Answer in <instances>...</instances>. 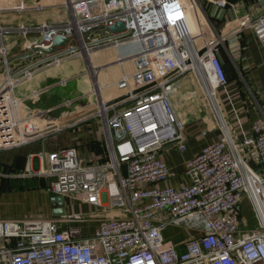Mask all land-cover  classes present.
<instances>
[{
	"label": "built area",
	"instance_id": "built-area-1",
	"mask_svg": "<svg viewBox=\"0 0 264 264\" xmlns=\"http://www.w3.org/2000/svg\"><path fill=\"white\" fill-rule=\"evenodd\" d=\"M188 1L65 0L62 5L70 10L65 22L0 30V37L40 35V40L25 45L22 59L33 52L45 58L43 49L52 45L54 36L68 37L56 49L67 53L60 60L54 58L55 65L82 55L89 62L83 48L94 52L112 47L121 73L112 84L121 94L111 103L97 96L94 109L102 107L103 114L93 113L102 125L104 159L87 163L74 147H66L48 153V168L38 173L47 178L53 195L76 193L74 198L97 211L58 219H0L1 264H264V115L252 122V135L240 137L218 104V92L227 83L219 44L226 46L234 67L241 48L229 42L244 28L251 29L264 49V11L250 20H237L231 29L238 28L226 44L222 38L213 45L204 39L199 46L202 33H194L189 21L195 4ZM205 1L216 7L227 5L226 0ZM1 2L7 3L0 11L43 9L42 4L28 0ZM117 21L124 28L113 33L108 27ZM0 66L4 67L0 73L1 152L39 136L21 138L17 132L21 101L15 97V87L24 77L11 74L3 44ZM86 73L91 76L88 68ZM188 73L197 85L192 94L203 96L220 136L185 161L186 184L178 187L172 184L176 173L161 153L168 146L183 153L187 150L185 122L175 106L187 96L175 93V83ZM24 74L30 78L32 73ZM32 171L20 175L33 176ZM244 195L254 224L243 214ZM93 219L97 226L91 234L82 226L69 224L66 230L59 226ZM169 227L186 232V238L179 244L166 239Z\"/></svg>",
	"mask_w": 264,
	"mask_h": 264
},
{
	"label": "crops",
	"instance_id": "crops-1",
	"mask_svg": "<svg viewBox=\"0 0 264 264\" xmlns=\"http://www.w3.org/2000/svg\"><path fill=\"white\" fill-rule=\"evenodd\" d=\"M18 1L20 0H11L13 3H18ZM28 1L39 4L48 2L49 4H46L42 10L32 8L21 12L0 11V29L13 28L22 24L59 23L69 19L70 10L62 5L61 0ZM226 1L227 5L224 7H216L205 0H194L195 8L189 10V19L192 16L191 20H194L197 27L196 31L193 30L194 33H202V37H198L199 46H202L204 39L210 42L220 39V36L229 31L237 20H250L264 11V0ZM38 40H40V35L37 33H31L28 36L8 33L0 37V46L3 44L8 53L12 75L16 76L26 71L29 66L44 59L45 55H38L34 52L25 59L21 58L25 45L30 41ZM237 44L241 48V55L235 60V67L230 63V58L224 51L226 46L222 43L219 44L223 49L220 57L227 70V83L218 92V104L228 125L236 128L239 136L242 137V135H252V122L264 115V49L261 48L249 28H244L229 42V45L235 46ZM109 53L97 50L94 57L95 64L101 67L98 82L105 89L103 99L106 103L114 102L121 94L118 90H114L115 92L110 90L114 87L112 84L120 77V67L112 56H107ZM61 64H52L45 68L42 65L35 66L29 70L32 73L30 78H26V75L22 73L21 76L24 77L22 82L25 80L29 83L22 85L24 86L22 87V82H20V97H23L24 92V95L27 96L33 91L40 90L38 94H41L47 88L61 84L47 85L40 89V86L46 82V77H53L58 74L61 79L68 82L70 91L71 89H79L82 84L88 86L91 83L88 75H86V61H82L81 57L68 59L62 67H60ZM58 66L60 68L57 71L49 70ZM43 69L46 70L43 71ZM3 70L4 67L0 66V73ZM240 71H243L242 74ZM240 77L243 78V81ZM194 82L191 74L182 76L175 83V93L194 92L196 90H193ZM28 88L31 89L28 90ZM202 101L198 98H192L175 102L177 113L185 122L187 150L183 153L174 146H168L161 153L162 158L176 173V177L172 179L174 186L181 187L186 184L183 175L185 161L203 146L217 140L220 136L206 103ZM40 102H42L41 99ZM89 103H91L90 107L85 106L87 103L85 105L82 103L72 110L71 115L61 117L59 124L65 122L63 120L72 119L98 107V99ZM51 106L42 103L40 110L45 111L46 107ZM19 113L21 115V112ZM58 128L49 134L39 136L28 144L0 152V172L3 174L0 177V219L60 218V216L52 213L51 198L54 195L48 190V180L38 174L48 168L46 160L48 153L66 147H74L79 156L87 163L104 159L106 146L103 140L102 125L96 114L74 124ZM31 170L35 175H20V173L27 174ZM74 197H69L67 200L66 215L97 211L93 206L78 201ZM69 224L85 227L86 233L91 234L97 226V219L72 223L60 222V229L66 230ZM165 235L166 239L175 244H179L186 238V232L174 227H169L165 231Z\"/></svg>",
	"mask_w": 264,
	"mask_h": 264
},
{
	"label": "rangeland",
	"instance_id": "rangeland-1",
	"mask_svg": "<svg viewBox=\"0 0 264 264\" xmlns=\"http://www.w3.org/2000/svg\"><path fill=\"white\" fill-rule=\"evenodd\" d=\"M64 1L65 0H61V3H64ZM186 2L188 3L189 1L186 0ZM2 3L3 2H1L0 6L6 5V2H5V4H2ZM46 4H49V3L45 2L44 4H42L43 8L46 6ZM7 8H8V5H7ZM227 40L228 39H226V40L223 39V43L226 44ZM100 50L103 51L104 53L110 52L112 55L111 54H108V55L112 56L114 59H116V57H117V55H115V49L112 47L103 48ZM80 57H81L82 61H85L83 55ZM61 58L62 57H59L58 60H60ZM53 60L54 59H52V62H53ZM55 61L53 62L54 63L53 65L57 64ZM66 61H63L64 63L62 61H60L59 64L62 63L60 67L64 66ZM40 65H42L43 68L46 67L45 63H42ZM86 66H87V64H86ZM60 67L59 66L58 67H52L49 70L50 71H53V70L57 71ZM126 67L129 69V64H126ZM44 70H46V69H43V71ZM240 72L242 74L243 71H240ZM86 75H88L89 81L91 83L88 86L85 84L84 85L82 84V86H79V89H76V90L71 89V91H70L69 86L67 85L68 82L66 81L63 83V81H65V79H61V77H59V74L57 76H53V77H49V76L46 77V82L40 86V89H43L47 85H53V84H57V83H61L62 85L58 84V85L51 86V87L47 88L41 94H38L40 92V90H36L27 96L24 95L25 94V92H24L22 94L23 97H20L19 92H20L21 88L19 85H17V87H15V97H17V99H20V101H21L19 112H21L20 116H21V118H23L24 124L30 120V122H32V124H33V127L35 126L34 129H40V131H41V129H44V128L51 126V125L58 126L59 123H56V122H60L61 117L71 115L72 110L76 109L77 106H80L82 103H83V105H85L87 103L85 106L90 107L91 103H89V102H92V100L95 101V99H97V96H99V95H97V93H95V92L92 93V90H94V88H95L93 77H91L89 74H86ZM120 75H121V73H120ZM242 79L243 78H241V81H243ZM23 81L24 82H22V80L20 81V82H22L21 86L29 83V81H25V80H23ZM20 82H19V84H20ZM194 83H195V85L193 87V90L197 89L196 88L197 87L196 82H194ZM22 87H24V86H22ZM112 88L113 89H110L112 92L114 90H116L115 87H112ZM30 89L31 88H28V90H30ZM84 93H87V95H84ZM184 93L187 96L186 100H190L192 98H198L201 101L203 100L202 99L203 96L200 94V92L196 93L195 95L192 94V91H190V92L188 91V92H184ZM40 99L42 100V102H40ZM42 103L43 104H49L52 106L46 107L45 108L46 110L42 111V110H40ZM204 111H205V109H204ZM97 119H100V117L97 116ZM63 121H66V120H63ZM241 207L244 208V212H243L244 216L248 220H250V222H252L254 224L255 222H254L253 216H252V208L250 207V205L247 204V197L245 195L242 198ZM0 264H1V262H0Z\"/></svg>",
	"mask_w": 264,
	"mask_h": 264
},
{
	"label": "water",
	"instance_id": "water-1",
	"mask_svg": "<svg viewBox=\"0 0 264 264\" xmlns=\"http://www.w3.org/2000/svg\"><path fill=\"white\" fill-rule=\"evenodd\" d=\"M242 25V23H241ZM124 28V24L120 21H117L115 22L114 24L110 25L108 27V29L113 32V33H117L121 30H123ZM238 27H233L232 29H230L229 31H227L226 33H224L223 35H221V38L222 40L223 39H228L229 36H231V34L233 32H235V30L237 29ZM69 38L68 37H64V36H61V35H56L53 37L52 39V45L47 48V49H43V52L47 54V57H45L44 59H42L41 61H38L37 63L29 66L26 71H29L30 69H32L33 67L35 66H38L48 60H51V59H54V58H58L59 56H62V55H65L67 53V51H61V52H56V49L58 47H61L62 45H64V43L66 41H68ZM215 42H217V40L213 41L211 43V45L215 44ZM203 53V49L202 50H199L198 51V55L200 56L201 54ZM97 109H92V110H89L81 115H78L72 119H69V120H66L65 122L61 123V124H58V126H55V125H51L45 129H43L42 131H40L39 134H36V135H28L26 136L27 138H34V137H37V136H41V135H45V134H48L49 132L57 129L58 127L61 128V127H64L66 125H71V124H74L76 123L77 121H80V120H83L85 118H87L88 116L92 115L93 113L96 112ZM58 128V129H59ZM76 195V193H69L67 196H63V195H54L52 198H51V202L53 203L52 206H53V210H52V213L56 216H65L67 214V200L69 197H74Z\"/></svg>",
	"mask_w": 264,
	"mask_h": 264
},
{
	"label": "bare ground",
	"instance_id": "bare-ground-1",
	"mask_svg": "<svg viewBox=\"0 0 264 264\" xmlns=\"http://www.w3.org/2000/svg\"><path fill=\"white\" fill-rule=\"evenodd\" d=\"M191 18H192V16H190V19H189V21L191 23V28H192V30L196 31L197 27L195 25L194 20L192 21ZM0 30H2V29H0ZM196 34H198V33H196ZM98 51H100V50H98ZM83 52L86 55L87 59H89V62L86 63V64L88 65L89 72H90L91 76L93 77V81H94V84H95V88H94V90H92V93L95 92L99 96H104L105 89L98 82V77L100 75L99 71H100L101 67H98V64H95V61H94V57L96 55V51L90 52L89 50H86L85 48H83ZM115 52H116V50H115ZM109 54H111V53H109ZM107 56L110 57V55H107ZM195 58H196V56H195ZM114 61H116V60H114ZM24 72H26V71H24ZM24 72H22V73H24ZM17 85H19V83H17ZM101 109H102V107H99V109L96 110V112H98L100 110L101 114H103V111ZM20 119H23V118H21V116H20ZM20 119H19V123L17 125V129H18L17 132L19 134V137L27 138L26 136H28V135H36V134L40 133V129H34L35 126L33 127V124H32V122H30V120L27 123H25L24 126H23V124H21V120ZM56 123H60V122H56ZM32 129H34V130H32Z\"/></svg>",
	"mask_w": 264,
	"mask_h": 264
},
{
	"label": "trees",
	"instance_id": "trees-1",
	"mask_svg": "<svg viewBox=\"0 0 264 264\" xmlns=\"http://www.w3.org/2000/svg\"><path fill=\"white\" fill-rule=\"evenodd\" d=\"M224 70H225V72L227 71L226 68H225V66H224Z\"/></svg>",
	"mask_w": 264,
	"mask_h": 264
}]
</instances>
